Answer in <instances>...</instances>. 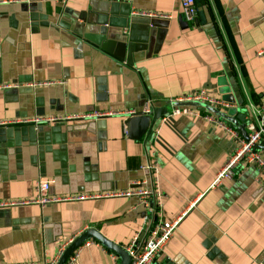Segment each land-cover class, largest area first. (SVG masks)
<instances>
[{
    "label": "crops",
    "instance_id": "0c3cea01",
    "mask_svg": "<svg viewBox=\"0 0 264 264\" xmlns=\"http://www.w3.org/2000/svg\"><path fill=\"white\" fill-rule=\"evenodd\" d=\"M1 1L0 201L32 199L37 178L52 180L49 192L59 197L123 192L147 175L141 165L152 157L159 196L151 210L111 195L0 207V264L52 259L90 227L124 248L141 244L153 221L180 214L151 264H264L258 170L242 165L213 184L236 141L202 117L169 115L175 101L205 89L228 104L217 109L231 120L214 114L219 120L239 134L237 125H254L250 105L264 103L256 54L264 0H204V22H195L197 12L186 28L180 0ZM145 104L166 112L139 139L129 137L126 115L74 117ZM89 242L79 264H120Z\"/></svg>",
    "mask_w": 264,
    "mask_h": 264
},
{
    "label": "built area",
    "instance_id": "2783aa9c",
    "mask_svg": "<svg viewBox=\"0 0 264 264\" xmlns=\"http://www.w3.org/2000/svg\"><path fill=\"white\" fill-rule=\"evenodd\" d=\"M64 1V0H63ZM3 2L0 0V3ZM198 8L195 0H180V13L183 20L186 23H192L197 16ZM139 15H147L145 12H136ZM159 17L169 18V15L166 14H158ZM256 54L264 59V45L259 48ZM11 85L5 84L2 87L7 88ZM181 100H189V101H198L203 104L218 107V106H228L227 103L221 102V100L207 93L205 89L195 90L184 96ZM174 106V105H173ZM252 109L251 113L254 117V125H250V129L247 131V139H244L236 129L227 125L222 120H219L214 116L213 113L201 114L198 109L195 107H184L179 108L174 106L173 110L169 114L170 116H176L177 114L185 113L188 115H193L196 117H202L210 124L221 128L228 135L231 136L236 141V146L233 152L226 159L224 165L217 172L213 184H218L221 180L231 179L237 168L242 165H252L256 167L259 175L256 178V182L264 192V151L256 149L255 144L264 143V103L258 106L257 108ZM151 113V105L145 104L141 110H136L135 108H129L124 111H107L100 112L98 110H94L88 113H84L81 115H76L74 117L81 118H96L99 116L105 115H135V114H150ZM48 119V118H47ZM124 132H126V128H124ZM141 168L147 172V175L139 180H134L131 182L128 190L123 192H114L111 194H76V195H67V196H53L50 194V187L52 180H44L41 178H37L35 181V196L29 200L22 201H0V207L3 206H11V205H23V204H37L40 206H45L47 204L53 202L60 201H68V200H85V199H93L99 197H107V196H125V197H135L139 205H141L145 209H150V198L152 196H159L158 188H157V179L159 173V165L157 160L152 157L148 158L147 161L141 165ZM148 183L152 184L149 186ZM212 184V185H213ZM183 214L176 216L174 219L167 220L163 218H158L152 222L149 227L148 235L146 239L141 244H135L132 241L129 246L125 249L129 253L132 258L131 264H151L156 257V254L159 253L164 246L167 244L169 239L171 238L173 231L176 229L178 224L180 223ZM89 240L85 241L83 244H89ZM82 244V245H83ZM80 245L66 260L65 264H79L78 254L79 249L82 246ZM64 246L59 248L58 253L52 259H44L40 262L28 263V264H56L60 255L64 250ZM115 256V255H113Z\"/></svg>",
    "mask_w": 264,
    "mask_h": 264
},
{
    "label": "water",
    "instance_id": "95a60500",
    "mask_svg": "<svg viewBox=\"0 0 264 264\" xmlns=\"http://www.w3.org/2000/svg\"><path fill=\"white\" fill-rule=\"evenodd\" d=\"M200 20L201 23L204 22V14L203 11H198V17L195 19V22L197 23V20ZM180 26L182 28H186L188 24L180 19ZM174 106H194L199 105L203 107L202 110H207L216 116H220L222 118H225L226 120H231L229 115L220 112L216 107H212L206 104H203L198 101H175L173 103ZM150 114H135L127 116L124 123L127 127L129 137L133 139H139L142 135L145 137H148L153 129L154 123L161 118L163 113L166 112V109H160V108H151ZM201 110V109H199ZM237 118L240 119L244 123V114L238 113ZM237 128L241 134V136L244 139H247V131L244 129L242 125H237ZM256 149L263 150L264 151V143H258L254 146ZM93 239L98 241L102 246H104L106 249H108L113 254L117 255L120 259V264H131L132 258L127 252V250L103 236L96 228H87L85 231H83L81 234H79L72 242H70L65 249L63 250L62 254L60 255L58 261L56 264H65L67 258L85 241Z\"/></svg>",
    "mask_w": 264,
    "mask_h": 264
},
{
    "label": "trees",
    "instance_id": "16d2710c",
    "mask_svg": "<svg viewBox=\"0 0 264 264\" xmlns=\"http://www.w3.org/2000/svg\"><path fill=\"white\" fill-rule=\"evenodd\" d=\"M195 2H196V4H197V8L199 7V5H203V3H204V0H195ZM200 111V113L201 114H207V113H210L209 111H207V110H199Z\"/></svg>",
    "mask_w": 264,
    "mask_h": 264
},
{
    "label": "rangeland",
    "instance_id": "374dc122",
    "mask_svg": "<svg viewBox=\"0 0 264 264\" xmlns=\"http://www.w3.org/2000/svg\"><path fill=\"white\" fill-rule=\"evenodd\" d=\"M227 112H229L230 114H233L234 110L233 109H229V110H227ZM226 123H229V122H226Z\"/></svg>",
    "mask_w": 264,
    "mask_h": 264
}]
</instances>
